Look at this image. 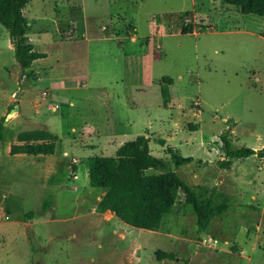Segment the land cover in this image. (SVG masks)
<instances>
[{
  "label": "rangeland",
  "instance_id": "1",
  "mask_svg": "<svg viewBox=\"0 0 264 264\" xmlns=\"http://www.w3.org/2000/svg\"><path fill=\"white\" fill-rule=\"evenodd\" d=\"M24 14L47 57L20 82L0 24V264H264V159L219 165L224 132L233 148L264 147V17L222 0H32ZM84 29L90 40L74 41ZM35 129L57 135L55 153L12 155ZM140 135L157 157H194L181 177L230 204L208 232L182 193L158 231L98 212L105 190L90 186L88 158L128 155Z\"/></svg>",
  "mask_w": 264,
  "mask_h": 264
},
{
  "label": "trees",
  "instance_id": "2",
  "mask_svg": "<svg viewBox=\"0 0 264 264\" xmlns=\"http://www.w3.org/2000/svg\"><path fill=\"white\" fill-rule=\"evenodd\" d=\"M32 0H0V24L10 32L14 43L15 56L26 70L27 78H35L32 64L47 57V53L35 49L28 32L30 24L24 14L25 8ZM223 3L236 7L243 14H254L264 17V0H222ZM186 15V14H185ZM192 28H184L183 34L192 32ZM264 35V33H263ZM161 95L163 106L168 107L171 101L169 85L170 77H163ZM6 138L4 118L0 122V141ZM225 156L219 161L223 169H231L234 159H245L256 156L264 159V147L233 148L229 132L221 135ZM57 135L48 130H25L17 135V142L11 146V154H27L31 156H50L55 153ZM150 138L138 136L132 143V151L128 155L105 156L94 155L88 158V178L92 187L104 189L105 193L98 202L97 210L104 213L108 210L128 225L160 230L177 204L178 195H184V203L196 216L199 232H208L212 221L230 208L227 201H219L214 194L207 197L201 195L187 183L177 169L191 163L192 156L176 154L168 148L169 157L161 158L153 155L149 148ZM155 170L157 172H149ZM53 200L45 201L43 211L49 210ZM30 218L33 213H29ZM156 258L174 259V253L158 249Z\"/></svg>",
  "mask_w": 264,
  "mask_h": 264
},
{
  "label": "crops",
  "instance_id": "3",
  "mask_svg": "<svg viewBox=\"0 0 264 264\" xmlns=\"http://www.w3.org/2000/svg\"><path fill=\"white\" fill-rule=\"evenodd\" d=\"M90 35L87 33L86 29H84V33L82 34L83 39H73L74 41H80V42H85V41H89L90 40ZM65 41H69V40H65ZM62 41V42H65ZM71 41V40H70ZM132 151V148H131ZM131 153V152H130ZM110 211V210H109Z\"/></svg>",
  "mask_w": 264,
  "mask_h": 264
},
{
  "label": "water",
  "instance_id": "4",
  "mask_svg": "<svg viewBox=\"0 0 264 264\" xmlns=\"http://www.w3.org/2000/svg\"><path fill=\"white\" fill-rule=\"evenodd\" d=\"M20 64H21V68H22V75L20 76V82H22L23 78L25 77L26 70H25V68L21 62H20ZM19 90H21V87ZM18 94H19V91L16 93L15 98H18Z\"/></svg>",
  "mask_w": 264,
  "mask_h": 264
},
{
  "label": "built area",
  "instance_id": "5",
  "mask_svg": "<svg viewBox=\"0 0 264 264\" xmlns=\"http://www.w3.org/2000/svg\"><path fill=\"white\" fill-rule=\"evenodd\" d=\"M1 216H2V215L0 214V218H1ZM207 239H208V241L211 242V243L216 242V240H214V238L211 237V236H209ZM207 239H205V242L207 241Z\"/></svg>",
  "mask_w": 264,
  "mask_h": 264
}]
</instances>
